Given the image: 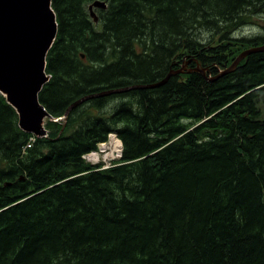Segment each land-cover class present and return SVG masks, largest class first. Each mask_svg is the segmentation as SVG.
<instances>
[{"label":"trees","instance_id":"trees-1","mask_svg":"<svg viewBox=\"0 0 264 264\" xmlns=\"http://www.w3.org/2000/svg\"><path fill=\"white\" fill-rule=\"evenodd\" d=\"M94 1L51 0L57 35L38 95L51 117L185 62L206 77L89 100L29 148L0 94V264H264V52L208 80L233 62L229 34L264 0H101L96 24ZM202 32L226 44L209 47ZM237 42L264 44V26ZM111 132L119 163L86 164Z\"/></svg>","mask_w":264,"mask_h":264},{"label":"water","instance_id":"water-1","mask_svg":"<svg viewBox=\"0 0 264 264\" xmlns=\"http://www.w3.org/2000/svg\"><path fill=\"white\" fill-rule=\"evenodd\" d=\"M105 8L106 3L101 0H96L88 6L90 17L95 24L98 19L94 10ZM56 35L57 23L51 0H0V94L15 110L20 130L37 138L47 136V131L43 128L45 119L65 122L71 111L89 100L134 90L155 89L163 86L171 76L182 73L196 72L206 77L205 68L196 64L194 68L186 69L185 63L180 69L170 71L163 80L153 84L132 85L83 96L74 101L63 116L53 118L39 103L38 95L50 80L45 71L46 56ZM261 52H264V44L243 50L230 66L208 80L213 81L233 72L247 56ZM22 102L25 111L32 113V116H26L27 120L20 106Z\"/></svg>","mask_w":264,"mask_h":264},{"label":"rangeland","instance_id":"rangeland-1","mask_svg":"<svg viewBox=\"0 0 264 264\" xmlns=\"http://www.w3.org/2000/svg\"><path fill=\"white\" fill-rule=\"evenodd\" d=\"M263 26H264V11L258 15H253L249 17L243 27L229 34V38L231 39V41L227 42V44L228 46H230L229 52L233 54L232 55L233 58L237 56L239 52H242L243 50H245L244 48L246 47V45L244 44L242 45L238 43L237 40L241 38L249 39L250 37L261 35V28ZM96 27L100 29L101 23H98ZM201 38L205 40L203 41L204 44H209V47H217V46L226 44V43H223L226 41H223V42L220 41L219 35H216L215 38L212 39L210 33L208 32H202ZM182 66H184V64H182ZM117 103L118 101L115 100V103L109 104L107 107H105L104 112L99 114L101 115L100 117H107L110 114V112L113 110V108L116 106ZM84 113L88 114V111L85 110ZM48 121L49 119H45L44 124H46ZM95 166H100V164L95 165Z\"/></svg>","mask_w":264,"mask_h":264},{"label":"built area","instance_id":"built-area-1","mask_svg":"<svg viewBox=\"0 0 264 264\" xmlns=\"http://www.w3.org/2000/svg\"><path fill=\"white\" fill-rule=\"evenodd\" d=\"M110 139H113L118 144L116 148L109 147L108 142ZM118 139L115 133H109L105 141L97 143L96 148L81 155V159L91 166L100 164V170L117 164L122 157V144ZM32 141L33 139H31V142L25 148H29ZM93 156L96 157L93 158Z\"/></svg>","mask_w":264,"mask_h":264},{"label":"bare ground","instance_id":"bare-ground-1","mask_svg":"<svg viewBox=\"0 0 264 264\" xmlns=\"http://www.w3.org/2000/svg\"><path fill=\"white\" fill-rule=\"evenodd\" d=\"M242 62V61H241ZM20 103V102H19ZM20 106L22 107V109H23V115L25 116V120H27V118H26V116L27 115H30V116H32V113L31 112H29L28 110H26L25 111V109H24V105H23V102H22V104H20ZM108 145H109V147H117L118 146V144H116V142L113 140V139H110V141L108 142ZM24 150V149H23ZM96 156H93V158H95ZM114 166V165H113ZM111 167V166H110ZM109 168V167H108ZM105 169H107V168H105Z\"/></svg>","mask_w":264,"mask_h":264},{"label":"flooded vegetation","instance_id":"flooded-vegetation-1","mask_svg":"<svg viewBox=\"0 0 264 264\" xmlns=\"http://www.w3.org/2000/svg\"><path fill=\"white\" fill-rule=\"evenodd\" d=\"M95 10H98V9H95ZM186 63V62H185ZM188 65H189V63H186V69H188Z\"/></svg>","mask_w":264,"mask_h":264}]
</instances>
